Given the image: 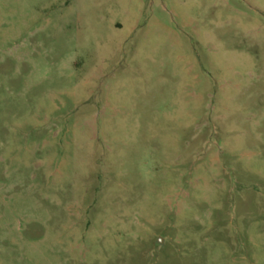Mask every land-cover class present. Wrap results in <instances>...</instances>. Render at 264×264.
Masks as SVG:
<instances>
[{"label":"rangeland","instance_id":"obj_1","mask_svg":"<svg viewBox=\"0 0 264 264\" xmlns=\"http://www.w3.org/2000/svg\"><path fill=\"white\" fill-rule=\"evenodd\" d=\"M0 264H264V0H0Z\"/></svg>","mask_w":264,"mask_h":264}]
</instances>
